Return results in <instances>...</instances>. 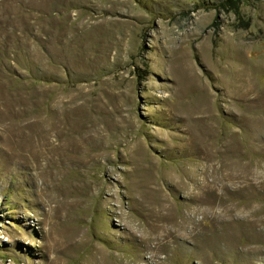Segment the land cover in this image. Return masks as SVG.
<instances>
[{
	"label": "rangeland",
	"instance_id": "374dc122",
	"mask_svg": "<svg viewBox=\"0 0 264 264\" xmlns=\"http://www.w3.org/2000/svg\"><path fill=\"white\" fill-rule=\"evenodd\" d=\"M0 0V264H264V0Z\"/></svg>",
	"mask_w": 264,
	"mask_h": 264
},
{
	"label": "trees",
	"instance_id": "16d2710c",
	"mask_svg": "<svg viewBox=\"0 0 264 264\" xmlns=\"http://www.w3.org/2000/svg\"><path fill=\"white\" fill-rule=\"evenodd\" d=\"M241 0H226L225 2L230 5L233 9H237V5Z\"/></svg>",
	"mask_w": 264,
	"mask_h": 264
}]
</instances>
